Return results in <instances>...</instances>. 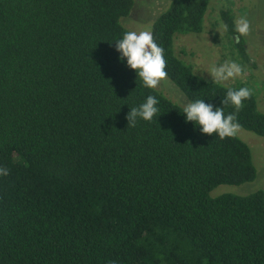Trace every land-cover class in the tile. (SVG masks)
Here are the masks:
<instances>
[{
  "label": "trees",
  "instance_id": "16d2710c",
  "mask_svg": "<svg viewBox=\"0 0 264 264\" xmlns=\"http://www.w3.org/2000/svg\"><path fill=\"white\" fill-rule=\"evenodd\" d=\"M210 2L173 0L150 30L187 102L228 115V88L251 87L201 78L174 51L176 36L203 31ZM133 4L0 0V264H264V190L210 196L256 180L250 148L202 134L118 60ZM220 19L250 63L230 11ZM251 90L238 122L264 138ZM148 95L160 114L128 127Z\"/></svg>",
  "mask_w": 264,
  "mask_h": 264
},
{
  "label": "rangeland",
  "instance_id": "374dc122",
  "mask_svg": "<svg viewBox=\"0 0 264 264\" xmlns=\"http://www.w3.org/2000/svg\"><path fill=\"white\" fill-rule=\"evenodd\" d=\"M173 0H133L128 17L121 20L128 31L150 30L151 24L164 12ZM230 11L234 21L247 18L251 25L250 34L243 37L247 55L251 62L241 64L234 52L226 32L222 27L220 13ZM175 54L192 65L194 72L207 80H212L207 72L213 65L225 61L240 64L244 71L241 76L230 79L224 85L245 83L256 92L258 108L264 113V0H211L200 34L179 35L174 39ZM254 63V65H251ZM155 90L161 92L173 103L183 107L188 102L183 94L168 80L162 81ZM251 150L257 177L251 183L240 186L221 185L214 189L211 197L222 194L239 196L264 190V138L240 129L236 135Z\"/></svg>",
  "mask_w": 264,
  "mask_h": 264
},
{
  "label": "clouds",
  "instance_id": "9594fccd",
  "mask_svg": "<svg viewBox=\"0 0 264 264\" xmlns=\"http://www.w3.org/2000/svg\"><path fill=\"white\" fill-rule=\"evenodd\" d=\"M227 31L228 26L222 25ZM251 25L247 18H240L236 21L235 32L238 34L235 39L238 42L240 37H247L250 34ZM115 50L119 53L118 60L125 61L129 69L134 70L143 86L148 89H155L168 78L165 71L166 60L164 49L159 46L151 30L140 32L128 31L121 39L115 40ZM243 67L234 61H225L219 66L213 65L207 72L212 83L222 85L230 79H235L243 74ZM201 78H203L201 76ZM252 90L248 87L239 89L228 88L222 105L231 104L235 111L225 115L223 107H215L212 103H205L202 99L187 103L183 106L185 122H193L198 125L200 132L206 135L216 134L219 139L234 138L239 132L241 125L238 122V113L244 107V101L250 99ZM159 101L152 95H148L144 103L138 107H132L126 115L128 127H135L138 120L152 121L160 114ZM8 169L0 167V176H7ZM110 264H116L115 261Z\"/></svg>",
  "mask_w": 264,
  "mask_h": 264
}]
</instances>
